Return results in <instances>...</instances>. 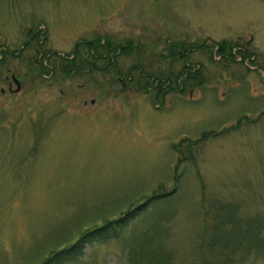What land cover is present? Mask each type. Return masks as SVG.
<instances>
[{
    "label": "rangeland",
    "instance_id": "rangeland-1",
    "mask_svg": "<svg viewBox=\"0 0 264 264\" xmlns=\"http://www.w3.org/2000/svg\"><path fill=\"white\" fill-rule=\"evenodd\" d=\"M261 218L264 0H0V264H264L205 248Z\"/></svg>",
    "mask_w": 264,
    "mask_h": 264
},
{
    "label": "trees",
    "instance_id": "trees-1",
    "mask_svg": "<svg viewBox=\"0 0 264 264\" xmlns=\"http://www.w3.org/2000/svg\"><path fill=\"white\" fill-rule=\"evenodd\" d=\"M77 43L74 45V50L77 46ZM97 43L99 45L97 47H95L97 45ZM179 44L182 45L181 42ZM224 44H228L226 39H222L217 43V45H218L217 51L219 53L223 52L224 46H225ZM82 45H85L87 48L92 47L94 50L95 49L98 50V47H100L99 51H97V52H99L101 54L102 49L105 47H108L109 45H111V43L106 38H103L102 40L100 38H94V39L92 38V39H88V40L83 41ZM119 47L114 46L113 48L114 49L119 48V52H121L123 54L128 52L130 49V45H128V44L119 45ZM230 49H231V47L228 46L226 53L229 55L231 54ZM71 53H73V50ZM182 56H184V55H182ZM59 57L61 60V61H59L60 62L59 63V69L60 70H65V71L68 70L69 71L71 68L76 67L77 60L74 61V59L77 56L75 55V51H74L73 57H70V58H65L63 56H59ZM63 66H65L67 68L64 69ZM185 69L188 71V67H185ZM176 78H177V82L181 84L179 90H182L183 89V86H182L183 82H181L180 80L183 81L185 79V76L181 75L179 78H178V76L174 77V79H176ZM148 80L151 81V84H153L154 86L157 87V90L161 89L162 86H165V89L163 90V92L164 91L167 92L168 90L173 89V87H171V85H169L168 83H165L166 81L169 80L168 77H161L160 75H154V76H151L150 78L148 77L146 79V81H148ZM209 134H212V132L211 131L202 132L200 137H198L194 140H191L189 143L190 144L194 143L193 145H196L201 140H203V138L207 137ZM174 144H176V143H174ZM178 145H179V143H178ZM140 206H141V204L136 206L135 209L139 208ZM133 213H134V211L126 210V211H124L123 215L112 218V219L108 220L106 223H103L102 225L97 227L96 231H98V232H96V233H98V234H96V233H94L95 235L92 234L94 232L95 228L90 227L88 230L81 233V236L83 237V236L87 235L88 233H90L93 236H96L95 238H97L99 236H104V235L108 236L110 234H115L121 230L122 222H124L127 219V214L132 216ZM217 217L221 218L220 216H217ZM262 222H264L263 218H261L257 221H252L251 223H247L243 226L239 225L237 222V223H234L233 225H231L230 227L228 226L227 229H224L220 226L218 228V226H217V227H215V228H217V230H215V231H220V233H218V237L220 234L221 238L216 240L217 241V243H216L213 241V238L210 237L209 240L207 241V245L205 246V248L208 250H216V251H220V252L223 251L224 254H226V255H224V256H226V259L223 260V262H226V263H228V262L232 263L233 258H237L238 253L241 254V256L239 258L242 259V257H244L246 254H249L248 250H250L251 252L253 251L252 254H254V255L264 254V223H262ZM104 226L108 227L109 231H105ZM110 231H112V232L109 233ZM243 235H247V236L243 237ZM81 236L78 239H80ZM75 244H77V243H75ZM216 244L219 245L220 249L216 248ZM61 251L64 252L65 250L62 249V250H58L57 252H61ZM45 261L46 260H43L42 263H44ZM202 262H203L202 264L206 263V261H202Z\"/></svg>",
    "mask_w": 264,
    "mask_h": 264
},
{
    "label": "flooded vegetation",
    "instance_id": "flooded-vegetation-1",
    "mask_svg": "<svg viewBox=\"0 0 264 264\" xmlns=\"http://www.w3.org/2000/svg\"><path fill=\"white\" fill-rule=\"evenodd\" d=\"M98 45L99 44L97 43V45L95 47H97ZM84 47H86V46H84ZM113 47L114 46H112V48ZM99 48L100 47H98V50H96V49L94 50L92 47L87 48L88 57L83 56V58H82L83 61H81V64L84 63V61L86 60L88 63L94 65L95 64V60L97 59V60H105V64H104L105 66H110V65L112 66V64H113L112 57L110 56V53H108V51L111 49V45H109L108 47L103 48L101 54L99 52H97V51H99ZM116 52H119V48L117 49ZM91 66L92 65H87V69H91ZM11 76L12 75H10V78H11ZM123 76H124V78H126L125 75H123ZM5 77H6V75H5ZM120 77L123 78L122 76H120ZM10 88H11V80H7V89L10 90Z\"/></svg>",
    "mask_w": 264,
    "mask_h": 264
},
{
    "label": "water",
    "instance_id": "water-1",
    "mask_svg": "<svg viewBox=\"0 0 264 264\" xmlns=\"http://www.w3.org/2000/svg\"><path fill=\"white\" fill-rule=\"evenodd\" d=\"M14 81H15V84H16L15 89H17L18 88V82L16 80H14Z\"/></svg>",
    "mask_w": 264,
    "mask_h": 264
}]
</instances>
